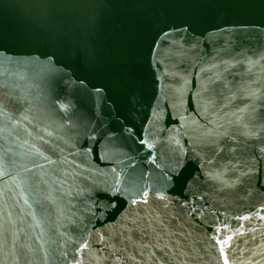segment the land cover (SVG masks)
I'll return each instance as SVG.
<instances>
[{"label":"water","instance_id":"95a60500","mask_svg":"<svg viewBox=\"0 0 264 264\" xmlns=\"http://www.w3.org/2000/svg\"><path fill=\"white\" fill-rule=\"evenodd\" d=\"M0 264H264V0H0Z\"/></svg>","mask_w":264,"mask_h":264}]
</instances>
